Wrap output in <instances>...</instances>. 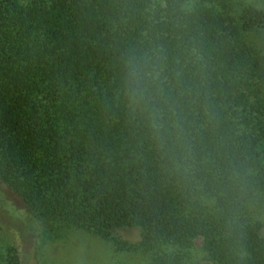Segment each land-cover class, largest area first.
<instances>
[{
	"label": "trees",
	"instance_id": "1",
	"mask_svg": "<svg viewBox=\"0 0 264 264\" xmlns=\"http://www.w3.org/2000/svg\"><path fill=\"white\" fill-rule=\"evenodd\" d=\"M3 186L50 241L81 231L145 264H264V10L0 0ZM0 264H22L16 248Z\"/></svg>",
	"mask_w": 264,
	"mask_h": 264
},
{
	"label": "rangeland",
	"instance_id": "2",
	"mask_svg": "<svg viewBox=\"0 0 264 264\" xmlns=\"http://www.w3.org/2000/svg\"><path fill=\"white\" fill-rule=\"evenodd\" d=\"M264 10V0H249ZM3 191H2V190ZM0 190V246L16 248L22 264H145L134 253H121L111 242L76 231L50 241L22 200L3 186ZM2 192V193H1ZM264 216V208H262ZM122 239L134 242L136 231H122ZM195 258L191 263H195Z\"/></svg>",
	"mask_w": 264,
	"mask_h": 264
}]
</instances>
